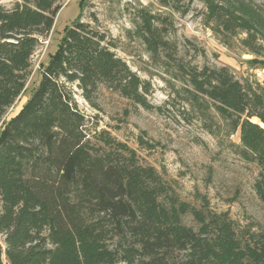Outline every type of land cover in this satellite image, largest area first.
I'll use <instances>...</instances> for the list:
<instances>
[{
  "label": "trees",
  "instance_id": "trees-1",
  "mask_svg": "<svg viewBox=\"0 0 264 264\" xmlns=\"http://www.w3.org/2000/svg\"><path fill=\"white\" fill-rule=\"evenodd\" d=\"M158 1L186 14L195 0ZM200 1L221 42L237 41L263 62L264 0ZM85 4L0 132V264H264L263 225L238 224L201 193L199 206L183 200L135 149L105 129L90 134L74 86L94 106L101 89L153 106L150 81L113 50L96 14L83 18ZM61 7L59 0L0 4V123L24 92L33 54ZM132 12L131 33L191 87L189 102L240 132L237 153L258 166L254 189L264 203V86L240 80L228 65L184 61L169 37L170 15L148 5Z\"/></svg>",
  "mask_w": 264,
  "mask_h": 264
},
{
  "label": "rangeland",
  "instance_id": "rangeland-1",
  "mask_svg": "<svg viewBox=\"0 0 264 264\" xmlns=\"http://www.w3.org/2000/svg\"><path fill=\"white\" fill-rule=\"evenodd\" d=\"M17 1L24 0H0V4L11 8ZM81 1L59 0L62 7L53 29L41 37L25 90L7 109L0 132L38 84L42 68L57 51L66 27L78 18ZM140 5L171 16L174 27L169 37L178 45V55L184 61L199 66L228 65L240 80L249 79L264 86V60L253 62L254 55L237 41L231 46L221 42L204 23L206 8L200 0H195L186 14L162 7L158 0H86L83 18L90 20L96 14L100 27L115 45L113 50L150 81L152 92L148 99L153 106L146 109L108 89H101L94 106L74 86L90 134L105 129L135 149L141 163L156 166L183 200L199 206L201 193L208 197L213 210L228 211L238 224L255 222L264 226V203L254 189L259 168L238 155L240 132L230 133L226 122L213 109L204 113L193 106L188 100L191 87L177 79L162 60L154 59L133 36L132 11ZM184 221L196 226L191 215H186Z\"/></svg>",
  "mask_w": 264,
  "mask_h": 264
}]
</instances>
